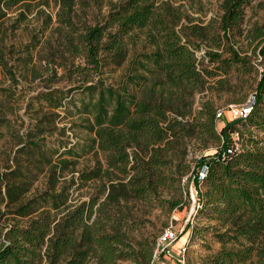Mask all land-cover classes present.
<instances>
[{"label": "trees", "instance_id": "trees-1", "mask_svg": "<svg viewBox=\"0 0 264 264\" xmlns=\"http://www.w3.org/2000/svg\"><path fill=\"white\" fill-rule=\"evenodd\" d=\"M34 1L48 0H0V24L9 11ZM54 1L63 48L59 51L72 58L71 74L78 77L67 90H41L33 97L38 104L32 107L33 122L17 135L11 164L0 172V219L11 220L0 223V264H116L126 259L154 264L153 245L139 241L135 246L129 237L128 202L164 201L192 140L204 148L209 142L220 145L213 154L199 157L187 178L195 188V212L207 225L188 221L177 241L186 243L187 251L189 240L209 232L221 247L199 255L196 262L186 258L185 264H244L252 257L264 264V71L244 118L226 121L217 130V107L211 100L194 111L192 106L196 93L224 87L230 69L249 70L231 42L241 33L243 9L253 0H221L217 28L212 30L191 24L180 7L167 0L108 1L101 21L82 26L73 20L76 0ZM136 31L144 32L150 50L128 60L118 83L106 82L105 69L127 60ZM248 37L257 42L264 59V26L251 29ZM206 40L210 47L221 48L205 51L211 68L199 65L196 55ZM39 43L34 37L25 46L20 76L27 78L31 51ZM45 43L50 45V40ZM75 58H82L83 64ZM2 67L16 85L12 68ZM30 72L33 78L41 76L34 65ZM1 83L0 92L10 90ZM67 117L71 129L85 133L82 143L69 145L53 137L58 120ZM5 122L2 113L0 124ZM241 127L248 130L247 137ZM89 153H100L104 164L98 160L95 168L76 178L81 185L99 182L102 197L74 202L78 187L73 186L78 183L66 175L74 172L77 158ZM40 177L44 184L38 189ZM179 204L172 201L171 208Z\"/></svg>", "mask_w": 264, "mask_h": 264}, {"label": "rangeland", "instance_id": "rangeland-1", "mask_svg": "<svg viewBox=\"0 0 264 264\" xmlns=\"http://www.w3.org/2000/svg\"><path fill=\"white\" fill-rule=\"evenodd\" d=\"M108 1L116 0H76L74 6L73 20L79 25H93L101 21L108 11ZM174 6H179L180 10L191 21V24H196L201 27L217 28L221 10V0H167ZM58 4L54 0L34 1L27 7H16L8 12L4 21L0 24V81L1 86L7 89L6 92H0V115L5 113L7 122L0 124V172L5 171L8 165L11 164L10 158L17 147V135L24 134L25 130L31 126L34 117L32 107H37L33 97L41 90L59 88L67 90L72 87L74 81L78 77L76 73L71 74L70 62L72 58L60 46L61 35L57 31L58 22L56 21V12ZM186 22V20H184ZM259 26H264V0H253L247 7L243 9V21L240 25L241 33L234 36L231 43H235L234 48L238 51L241 57L248 61L249 70L230 69L227 74L228 83L224 87L219 86L209 87L194 95L193 111L200 108L201 104L206 100H211L217 109H226L229 104L245 105L247 102L254 100V90L259 79L260 73L264 71V59L258 55L256 43L248 37L251 29ZM209 29V31H210ZM36 38L40 43L32 49V61L29 63V68L34 67L38 70L41 76L33 78L31 72L27 74V78L20 76L24 73L23 59L26 56L25 46L31 43L32 38ZM50 40V45H46V40ZM264 41V38L262 39ZM144 32L136 31L134 40L128 43L127 60L119 67L112 66L105 69L103 75L106 82L118 83L124 73L125 66L128 60L136 53L148 52L149 46L144 42ZM208 40L201 44V48L196 52L199 65L213 67V64L208 63L204 53L208 49H213L221 52L220 49L210 47ZM58 47V49H57ZM74 62L82 63V58H75ZM2 63L7 67L12 68L18 83L13 85L12 82L5 76ZM61 65V66H60ZM219 77H223L220 75ZM215 83L212 81L211 86ZM132 90H136L132 88ZM138 94V93H137ZM61 117H64V112L59 110ZM193 116V115H192ZM191 117V116H190ZM71 118H60L56 123L57 130L53 137H58L64 141H68L72 145L74 143H82L85 140V133L79 128L71 127ZM225 120L216 121V129L219 130ZM248 130L252 133L262 134L254 127ZM63 127V128H62ZM244 137L248 136V130L241 127ZM63 134L60 135V134ZM52 137V138H53ZM219 142H209L207 146L201 147L195 144L192 140L187 148L184 158L177 167L174 178V188L168 193L163 194V199L171 200L170 203H165L163 200H152L151 203L146 201L130 199L129 207V229L128 234L131 241L135 243L143 241L149 245H153L154 264H174V259L171 257L165 258L158 253L154 256L156 242L159 234L170 224L175 232L179 235L185 224L189 221L190 224L200 227H206V220L195 212V188L192 182L187 178L199 157L211 155L219 147ZM104 164L103 156L99 153L97 157L89 153L77 158L74 164V172L68 173L67 178L77 177L81 172H87L97 166V161ZM78 183L73 187H78L73 192L74 202L87 200L92 196L99 195V182L88 181L81 185ZM44 178L40 177L36 186L38 189L43 188ZM203 188V187H202ZM186 192L188 198L186 199ZM194 197V198H193ZM180 201L176 208H171L172 201ZM0 210H4V204L0 201ZM11 222L9 218H1L0 223L5 221ZM188 235L184 234V240ZM181 244L179 241L177 245ZM136 246V245H135ZM230 244L227 245L229 247ZM176 246H174L175 248ZM221 247L220 243L216 242L209 232H206L203 238H195L189 240V245L186 251V258L197 261L199 255H205L215 252ZM177 248V247H176ZM173 249L176 252L177 249ZM116 264H134L130 260H119ZM244 264H258L256 257H252Z\"/></svg>", "mask_w": 264, "mask_h": 264}, {"label": "built area", "instance_id": "built-area-1", "mask_svg": "<svg viewBox=\"0 0 264 264\" xmlns=\"http://www.w3.org/2000/svg\"><path fill=\"white\" fill-rule=\"evenodd\" d=\"M252 101L247 102L245 105L241 104H229L226 109H217L215 117L216 120H234L246 117L252 107ZM231 152V149H228ZM206 172V167H203L198 172V178H203ZM194 198V197H193ZM195 203V199H194ZM177 242V233L173 226L170 224L160 234L156 242L155 254H161L165 257H171L174 259V264H185L186 260V243H181L177 246L176 252L172 251L173 245Z\"/></svg>", "mask_w": 264, "mask_h": 264}, {"label": "crops", "instance_id": "crops-1", "mask_svg": "<svg viewBox=\"0 0 264 264\" xmlns=\"http://www.w3.org/2000/svg\"><path fill=\"white\" fill-rule=\"evenodd\" d=\"M178 242H179V241H177V242L173 245V247H172L173 249H175V248L178 246V245H177ZM181 243H182V242H181ZM174 246H176V247L174 248Z\"/></svg>", "mask_w": 264, "mask_h": 264}]
</instances>
